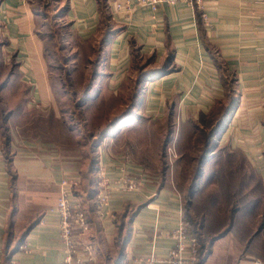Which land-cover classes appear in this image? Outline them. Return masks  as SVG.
<instances>
[{"label":"crops","instance_id":"1","mask_svg":"<svg viewBox=\"0 0 264 264\" xmlns=\"http://www.w3.org/2000/svg\"><path fill=\"white\" fill-rule=\"evenodd\" d=\"M60 1V17L79 41L90 43L102 37L94 79H110L108 85L119 91L125 79H148L136 115L174 116L181 130L187 122L205 123L221 108L233 105L215 140L219 150L206 161L202 177L218 164L215 158L223 151L222 156L241 154L250 170L247 178L264 184L261 0H202V4L177 0L156 9L141 5L140 0ZM39 18L31 0H0V66L10 58L18 69L10 70L6 82L17 105L0 108V264L64 263L67 251L58 217L50 210L57 204L62 178L80 179L84 174L81 156L70 157L61 144L36 134L32 102L36 96L43 99L36 84L44 78L35 67L37 63L43 67L37 56L44 57L47 51ZM21 84L28 89L24 95L15 91ZM103 144L99 164L110 183L115 185L128 174L142 181V188L113 191L103 209L87 197L89 230L78 232L80 248L91 244L95 264H147L152 253L167 259L175 243L172 234L185 215L186 201L174 185L175 177L165 171L160 183L159 177L147 174L142 162L117 154L112 140ZM230 160L236 165L241 162L226 157V165ZM227 191L228 196L235 195ZM196 193L188 199L193 207ZM244 194L249 199L242 205L233 199L221 207L228 213L227 221L207 242L201 264H264L258 252L264 230L252 246L246 245L264 227L262 192L252 187L242 190L240 195ZM249 212L251 217L248 214L245 220L243 215Z\"/></svg>","mask_w":264,"mask_h":264},{"label":"rangeland","instance_id":"2","mask_svg":"<svg viewBox=\"0 0 264 264\" xmlns=\"http://www.w3.org/2000/svg\"><path fill=\"white\" fill-rule=\"evenodd\" d=\"M31 3L39 14L38 28L46 38L47 48L44 57L37 56V60L42 63L43 67L40 68L38 63L36 64L38 67H35L44 78L37 79L41 80L40 84L35 79L38 83L36 87L40 91L38 94L40 93L43 97L39 99L36 96L32 102L36 106L32 111L37 123L36 134L41 139L61 144L59 147L65 150L70 157L78 155L84 160V174L79 179L74 196L82 202L87 218L89 217V209L85 204L87 197H90L97 207L98 197L94 198V194L96 191L98 195L102 188L98 175L100 168L98 150L101 145H105L104 142L111 140L117 154L133 162H142L147 174L152 178L159 177L157 181L160 183L165 180H163V175L168 168L170 175L177 177L173 180L174 185L182 189L187 204L190 198L189 186L194 184L193 179L198 160L203 154L207 134L211 131V126L208 124L210 119L205 123L203 121L194 122L197 131L194 133L191 149L177 144L178 133H174L175 135L173 134L174 136L168 142L167 136L175 127L176 117L136 115L135 112L140 104L138 99L144 90V82L148 79H125L120 91L108 85L110 79H94L102 37L90 43L79 41L70 32L66 21L60 17V0H31ZM78 50L85 51V53H78ZM10 70L18 71L10 58H6L3 66H0V108H13L17 105V100L12 98L7 90L6 82ZM2 83L4 88L1 90ZM17 86L18 89L15 91H18L20 95H24L28 90L24 88V84ZM232 87L230 86L231 89ZM44 92L45 95H43ZM88 96L90 100L87 99ZM135 100L136 104L133 105ZM137 121L138 123L143 122L144 125L131 128L132 124ZM220 133L221 131L216 135V141ZM185 152L191 157L176 164V161L180 159V154ZM217 157L215 159L219 161L218 164L211 165L206 177L198 179L194 191V194L197 191L195 207L191 209L189 207L188 216L184 215L189 231L195 233V236L197 233L201 243L203 237L206 240L205 244L215 236V230L227 221L228 213L221 212V207L225 208L227 200L229 203L232 198L227 195V189L229 191L236 189L242 183L240 181L243 174L241 172L243 169L240 170L242 165L237 163L232 167L230 164L228 167L230 171L226 172V169H222L226 165V155L222 156L221 151ZM238 160L242 159L238 157ZM92 165L94 171L92 176H89ZM95 181L96 184L93 186ZM76 191L80 195H77ZM210 193H214L215 196L209 195ZM209 209L215 210L210 211ZM248 214L251 217L252 212L243 215L245 220L249 218ZM262 219L260 221L263 224ZM203 222L209 229L201 228ZM259 248L258 252L264 255V246L262 248L259 246Z\"/></svg>","mask_w":264,"mask_h":264},{"label":"built area","instance_id":"3","mask_svg":"<svg viewBox=\"0 0 264 264\" xmlns=\"http://www.w3.org/2000/svg\"><path fill=\"white\" fill-rule=\"evenodd\" d=\"M177 0H140L141 5H148L156 9L161 3L174 4ZM202 4V0H198ZM264 6V0H261ZM119 7H121L119 5ZM98 175L101 179V190L98 193V206L103 209L110 200L115 190L124 192H138L142 188V181L132 175H122L115 183H110L104 166L100 165ZM79 179L64 177L60 183V193L57 204L50 212L58 217L60 237L64 244L67 255L63 264H95L96 255L91 244L84 243L80 248L77 239L78 232L86 233L89 230V223L83 204L74 196L75 188ZM172 236L175 239L174 246L170 249L167 259L160 260L155 254L146 258L147 264H198L199 243L197 237L191 233L187 223L183 220Z\"/></svg>","mask_w":264,"mask_h":264},{"label":"trees","instance_id":"4","mask_svg":"<svg viewBox=\"0 0 264 264\" xmlns=\"http://www.w3.org/2000/svg\"><path fill=\"white\" fill-rule=\"evenodd\" d=\"M87 99L90 100V96H88ZM135 104H136V100L133 101V105H135ZM232 109H233V105L230 106V107H228V108H225V107L224 108H221V110H220L219 113L212 114L208 118V119H210L209 120L210 123H208V124H209V126H211V131L209 132V134H207V140L205 142V147H203V154L201 155V158H199V160H198V167L196 169L195 176H194V179H193L194 184L192 183V185L189 186L190 187L189 188V195H190L191 198L194 197L195 185H197L198 179H200L203 176L204 172H205L204 166L206 164V161L211 156V154H213L214 152H216L217 145L215 143V137L219 133L220 127H221L223 121L225 120V118H227V116L229 115V113L231 112ZM138 122L139 121L135 122V124H132L131 128H134L135 126L138 128V127L144 125L143 122H140V123H138ZM195 127L196 126H194L193 123L187 122V123L184 124V126L181 128V130H177V126L175 124V127L170 130V133L167 136L168 142H169L170 138H172V136L175 135L174 133H178V135H177L178 138L176 137L177 140H178V143L177 144H179L180 146H183V147H187V149H191V147H192V140L194 139V133H195V131H197V129H195ZM168 142L166 143V146H165L166 150L168 148ZM165 155H167L166 152H165ZM237 156L238 157L240 156V158L242 157V155L239 154V153H235L233 155L229 154L226 157H229V158L230 157L231 158L234 157V159H235ZM189 157H191V156H189L187 152L183 153L182 155L180 154V159L176 161V164L178 162H180V161L183 162V160H185V159H187ZM241 159L242 160H241V162L239 164L242 165V167L240 168V170L243 169L241 171L243 173L241 177H243V178H241V180H240V181H242V183L239 184L240 186L238 188L230 190L233 193L235 192L234 193L235 195L233 197L230 196V197H232L231 200L234 199L236 201V205H242L244 199H249V197L247 195H245V194L244 195H240V193L242 192V190L245 191L246 189L253 187V188H256V189H260L261 190L262 195L260 196V198H261V201L263 200V203H264V184H263V182L261 181L260 183H258L257 180L254 181L253 179L250 180V179L247 178V175H249L250 170H249L248 165H246V163H243L242 162L243 161V158H241ZM230 164H231L232 167L235 166V164L233 162H231V160H230L227 165H224L222 167V169H225L226 168L227 169V170H225L226 172L227 171H230L228 169V167H229ZM168 170L169 169L166 168V171H168ZM240 170H239V172H240ZM93 171H94V166L92 165V167L90 169V172H89L90 173L89 176H92ZM88 178H90V177H88ZM175 179H177L176 176H175ZM95 184H96V181L93 183V186ZM175 187L177 189H179V190L182 191L181 188H178L177 186H175ZM96 196H97V192L95 191L94 198H96ZM189 207H190V209H191V207L193 208V203H192L191 200H189V202L187 201V204H185V207H184L185 216H188L187 211H188ZM263 226H264V220H263ZM201 228L205 230V229H208V226L205 228V224L203 222V225H202ZM263 228H262L261 232H259L257 234H254L255 236L252 235V237L249 238V241L246 244L247 247H250V246L253 245L254 238L257 237L259 234H262V232L264 230ZM194 235H195V233H194ZM196 237L198 238V241H199V237L200 236H198L197 233H196ZM204 241H206V240H204L203 237H202V243L199 241V261H198V264H201V262L203 260V251H204L205 246H206V244L204 243ZM263 246H264V243L261 244V248ZM261 256H264V255H261Z\"/></svg>","mask_w":264,"mask_h":264}]
</instances>
